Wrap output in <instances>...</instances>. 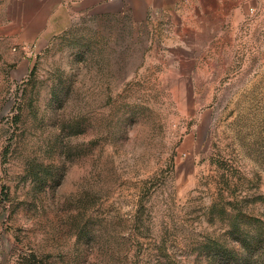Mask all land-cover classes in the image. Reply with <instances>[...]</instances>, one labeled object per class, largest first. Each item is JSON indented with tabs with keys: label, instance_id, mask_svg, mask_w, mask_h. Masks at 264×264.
Wrapping results in <instances>:
<instances>
[{
	"label": "rangeland",
	"instance_id": "rangeland-1",
	"mask_svg": "<svg viewBox=\"0 0 264 264\" xmlns=\"http://www.w3.org/2000/svg\"><path fill=\"white\" fill-rule=\"evenodd\" d=\"M12 1L0 264H264L262 38L238 81L212 56L182 78L112 21L23 41Z\"/></svg>",
	"mask_w": 264,
	"mask_h": 264
},
{
	"label": "crops",
	"instance_id": "crops-1",
	"mask_svg": "<svg viewBox=\"0 0 264 264\" xmlns=\"http://www.w3.org/2000/svg\"><path fill=\"white\" fill-rule=\"evenodd\" d=\"M5 1V0H0ZM12 1V0H8ZM8 8L9 31L24 41L49 39L67 27L103 19L145 37L146 54L160 58L185 78L180 70L199 69L212 56L218 69H232L238 81L253 68L254 47L264 45V7L247 0H13ZM258 16L251 21L249 8Z\"/></svg>",
	"mask_w": 264,
	"mask_h": 264
},
{
	"label": "built area",
	"instance_id": "built-area-1",
	"mask_svg": "<svg viewBox=\"0 0 264 264\" xmlns=\"http://www.w3.org/2000/svg\"><path fill=\"white\" fill-rule=\"evenodd\" d=\"M185 1V0H182ZM248 3H259L261 4L262 7H264V0H247ZM258 16V10L255 7H250L249 8V17L250 20L253 21L255 18Z\"/></svg>",
	"mask_w": 264,
	"mask_h": 264
},
{
	"label": "trees",
	"instance_id": "trees-1",
	"mask_svg": "<svg viewBox=\"0 0 264 264\" xmlns=\"http://www.w3.org/2000/svg\"><path fill=\"white\" fill-rule=\"evenodd\" d=\"M257 237V236H256Z\"/></svg>",
	"mask_w": 264,
	"mask_h": 264
}]
</instances>
